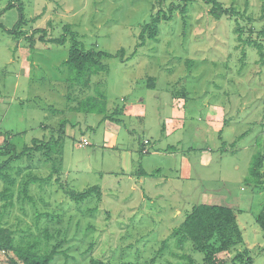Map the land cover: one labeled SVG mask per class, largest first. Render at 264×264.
<instances>
[{
  "label": "rangeland",
  "instance_id": "rangeland-1",
  "mask_svg": "<svg viewBox=\"0 0 264 264\" xmlns=\"http://www.w3.org/2000/svg\"><path fill=\"white\" fill-rule=\"evenodd\" d=\"M10 1L0 0V11ZM17 1L21 33L10 32L17 8L0 15V136L13 146L0 162L12 158L4 172L14 179L11 205L0 197V224L15 243L37 242L41 252L57 245L51 264H189L186 256L202 263L203 253L172 233L193 206L215 204L235 211L243 236L216 259L231 263L246 248L253 264H264L256 221L264 184L244 182L256 152L264 170V57L246 43L260 41L264 53L257 37L264 0H218L237 11L219 19L210 5L189 0L184 17L173 12L142 45L141 29L158 10L154 0ZM171 2L179 1L164 0L162 8ZM65 25L85 49H123L125 60L103 58L106 70L87 88L68 86L60 64L70 41L42 42L35 33L57 38ZM100 94L104 114L71 110ZM82 137L90 145L79 147ZM52 138L62 145L56 172L39 152L14 157L33 139ZM51 173L48 182L30 185L31 201L24 199L28 175ZM4 186L0 178V192ZM91 186L100 188L99 198L75 202L67 194ZM8 256L0 251V262Z\"/></svg>",
  "mask_w": 264,
  "mask_h": 264
},
{
  "label": "trees",
  "instance_id": "trees-1",
  "mask_svg": "<svg viewBox=\"0 0 264 264\" xmlns=\"http://www.w3.org/2000/svg\"><path fill=\"white\" fill-rule=\"evenodd\" d=\"M163 1L164 0H154L158 6V10L154 15H151L149 22L143 25L139 34V45H142L147 38H153L157 32L158 23L161 20H170L173 12L178 10L184 17L187 10V2L189 0H178V3L171 2L167 9L162 8ZM202 1L211 6L209 13L212 14L215 19H219L224 14H237V11L233 7H225L218 0ZM10 8H17L19 13V18L10 32L14 31L15 33H21V25L25 22L23 6L17 0H11L6 4L5 8L0 11V15L3 11ZM235 22L237 23L235 28L237 39L238 41H242V32L244 29L242 26L238 25L239 19L236 18ZM40 31L42 34L39 37V41H50L57 44H64L67 40L70 41L67 58L60 64V68L67 69L66 83L68 86L78 85L82 89L87 88L92 75L106 70L102 63L103 58L118 57L121 61L125 60L123 49L118 50L115 54L95 50L93 48L85 49L78 39V34L72 31L69 25L63 27V33L57 38H46V32L41 29L35 30V33ZM257 37L264 39V26L258 31ZM27 39H29L30 45L34 46V34L32 33L29 35ZM246 43L255 46L258 50L260 59H263V46L260 41L258 42V40L248 39L246 40ZM71 110L82 111L85 113L92 112L104 114L106 112V102L104 96L100 94L98 97L92 96L79 100L76 106H72ZM11 147L13 148L9 141L4 138L3 145L0 148V159L9 154ZM61 151L62 145L59 139L52 138L48 141L33 139L31 145L24 146L23 149L19 151L18 155L14 157L33 159V156L39 152L43 157L52 162V172H56V165L59 163L58 161L60 160ZM11 159L12 158H8L5 161L0 162V178L5 182V186L0 192V197L7 201L3 205L4 207L11 205L9 200L12 197L11 188L14 185V179L4 172V169L8 167ZM262 163V153L256 152L252 157L248 176L244 180L245 184H264V170H262ZM51 177L52 173L45 177L36 174L28 175L22 182L20 193L23 194L24 199L31 201V197L28 195L30 185H42L48 182ZM67 194L71 200L81 202L93 195H96L99 198L101 190L98 186H91L83 191L70 189L67 191ZM256 221L264 237V201L260 212L256 216ZM13 234L14 232L12 230L3 228L0 224V251L6 252L7 254L11 252V256L7 257L6 263L0 262V264H51L54 257L60 252L57 250V245L51 250L41 252L39 251L37 242H27L25 245L16 244ZM172 234L178 236L180 240L189 239L192 242L193 248L203 253L204 257L202 263H195L189 256H186L189 264H253L249 255V250L246 248L243 249L242 252H239L232 259L231 263L216 259L217 253L230 250L237 245L243 244V236L237 223V215L230 207L215 204L195 205L185 215L181 225L173 230ZM45 237L46 239L48 237L46 232ZM89 264L113 263L91 258Z\"/></svg>",
  "mask_w": 264,
  "mask_h": 264
},
{
  "label": "built area",
  "instance_id": "built-area-1",
  "mask_svg": "<svg viewBox=\"0 0 264 264\" xmlns=\"http://www.w3.org/2000/svg\"><path fill=\"white\" fill-rule=\"evenodd\" d=\"M2 145H3V139L1 140V138H0V148ZM88 145H90V143L86 137H82L79 141V144H78L79 147H85Z\"/></svg>",
  "mask_w": 264,
  "mask_h": 264
},
{
  "label": "crops",
  "instance_id": "crops-1",
  "mask_svg": "<svg viewBox=\"0 0 264 264\" xmlns=\"http://www.w3.org/2000/svg\"><path fill=\"white\" fill-rule=\"evenodd\" d=\"M0 138H1V139H4V138H2L1 136H0Z\"/></svg>",
  "mask_w": 264,
  "mask_h": 264
}]
</instances>
